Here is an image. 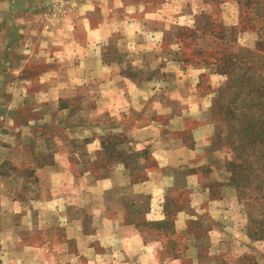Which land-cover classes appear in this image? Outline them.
<instances>
[{"label": "rangeland", "instance_id": "374dc122", "mask_svg": "<svg viewBox=\"0 0 264 264\" xmlns=\"http://www.w3.org/2000/svg\"><path fill=\"white\" fill-rule=\"evenodd\" d=\"M17 1L15 13L12 0H0V197L8 199L0 204V264L17 260L16 253H9L13 247L29 241L37 245L46 234L50 248L60 240L56 233L61 227L54 221L37 235V218L31 229L36 236L28 237L24 203L65 195L67 201L59 203L57 211L88 215L95 207L72 202L98 196L101 186L96 184L104 177L114 182L107 195L111 204L120 198L136 200L135 207L123 206L138 219L136 226L170 247L176 241L168 255L177 254L178 264H194L190 253L198 244L193 235L208 227L195 220L189 234L177 235L174 217L181 210L202 215V208L185 206L186 192L176 189L168 205H150V194H135L121 183L127 175L131 181L148 178L180 137L187 142L199 139L202 103L204 117L214 124L205 151L209 165L225 182L240 183V197L234 187L240 212L247 218L246 231L249 236L256 233L250 237L254 245L228 238L229 247L249 246L252 251L234 254L236 250L229 249L222 264H264V197L257 188L260 181L264 184V163L255 165L258 178L249 182L230 170L240 137L232 124L240 125L246 117L240 113L232 120L234 115L227 113L235 104L246 103L242 96L234 99L240 87L260 88L254 97L264 101V0H170L167 7L136 10L133 20L142 24L140 37L131 29L110 32L99 51L101 64L110 68L102 66L94 77H87V66L72 60L71 45L62 62L54 57L56 46H44L60 34L84 0H31L24 4L25 13L24 2ZM79 37L94 39L85 31ZM27 39L39 40L40 46L23 66V52L15 46ZM248 68L250 83L235 79ZM72 70L82 81L70 84L65 99L56 101L43 92L59 80L56 71L65 77ZM120 101L125 106H118ZM26 120L35 122L23 126ZM226 129L231 134L225 140ZM38 167L46 169L42 177ZM162 214L166 220L160 219ZM67 247H73L70 241Z\"/></svg>", "mask_w": 264, "mask_h": 264}, {"label": "crops", "instance_id": "0c3cea01", "mask_svg": "<svg viewBox=\"0 0 264 264\" xmlns=\"http://www.w3.org/2000/svg\"><path fill=\"white\" fill-rule=\"evenodd\" d=\"M12 1L14 2L13 11L16 13V9L19 7L17 6L18 1ZM27 1L29 3L31 0H21L24 2L22 4L23 13L28 8V5L27 7L24 5L28 4ZM169 1L136 0L130 4L128 0H84L71 20L62 29H59L62 35L57 34L47 39L44 41V46H56L58 51L54 53V57L62 62L66 60V48L71 45L72 60L87 66L90 70L87 71V77L90 75L94 77L96 70L102 66L110 68L101 64L103 58L99 53L110 32L122 29L123 32H126L131 29L136 38L140 37L141 34L138 32L142 31V24L133 20L135 14L138 16L136 10L141 11L145 7H155V5L160 6L161 4L163 7H167ZM83 31L87 37L90 34L94 35V39L79 37ZM23 41L22 45L15 46V50H22L21 53H23L20 57H22L21 61L24 66L35 55L34 51L40 46V43L39 40L32 41L31 39ZM73 70L65 77L59 75L60 71H56L55 75L59 80L42 91L50 93V98L56 101L65 99L66 94L71 92V89H68L70 84L82 81L81 75ZM118 106H125V101H120ZM203 109L202 103L199 139L187 142L183 137H180L181 139L176 141L169 151L165 152L164 160L158 159V167L148 172V178L131 181L127 175L126 180L121 184L130 188L135 194H150V205H155L158 202L157 204L161 207L168 205L173 190L185 191L187 194L185 206L195 210L202 208V215H195L194 212L191 213L187 210L179 211L174 217L176 234H189L192 223L195 220L202 221L208 229L203 234L193 235V240L196 242L195 244H198V247H194L193 254L190 253L192 260L194 264H222V255L228 252L227 250L235 249L236 253L234 254L245 253L248 250L251 252L252 248L249 246L240 245L244 243L254 245L255 243L246 231L247 218L243 211L240 212L241 207L236 195L237 189L218 177L212 169V165H209L208 153L205 154V151L208 150V145L214 135V124L204 117ZM32 122L34 123L35 120H26L22 124L27 126ZM44 171H46L45 168L38 167L40 177ZM112 182L113 179L104 177L96 184L101 186L97 190L98 196L93 198L78 197L72 202L75 205L95 207L88 215H72L66 210L63 211L62 208L57 211L58 204L67 201L64 198L65 195L55 194L53 197H39L24 203L28 207V210L24 212L25 217H28V234L30 235L28 237L36 236V233L32 234L34 231L31 229L34 228L33 223L37 218V235L44 234L48 224L54 221L61 227V231L56 233L60 240L50 248L46 234L45 240L37 245L35 243L32 245L29 241L26 245L8 248L9 253L18 255L17 260L11 261L9 264H178L177 254L176 256L168 255L172 244H176V241H172L170 247V243L157 240L158 235L142 232L135 224L138 219H133L134 216L124 210L123 206L128 203L126 198H120V201L111 204L107 195L112 189ZM6 200L8 199L0 197V204H5ZM130 204H134L135 207L138 203L134 200ZM234 210L239 214L232 215ZM230 214L232 217H229ZM160 219L166 220V216L162 214ZM231 237L240 244L237 249L234 246L229 247L228 238ZM68 241L73 245L71 250L67 247ZM176 248L178 252L180 247ZM189 252L191 251L186 250V253L189 254ZM26 253L32 254V257H26Z\"/></svg>", "mask_w": 264, "mask_h": 264}, {"label": "trees", "instance_id": "16d2710c", "mask_svg": "<svg viewBox=\"0 0 264 264\" xmlns=\"http://www.w3.org/2000/svg\"><path fill=\"white\" fill-rule=\"evenodd\" d=\"M252 73L250 68L248 70L239 73L235 79L238 81H243L250 83L252 80ZM234 79V78H233ZM239 87V86H238ZM261 87V86H259ZM246 88L247 90L243 91L242 89ZM253 89V90H250ZM258 87H240V90L235 94L234 99L243 97V104L237 103L234 107L228 110V114L234 115L231 119L239 118V114H245V120L240 125H237L236 122L232 124V129L234 132H239V143L236 145L235 150L236 154L233 160L230 162V170L238 174V178L243 177V179L251 180L254 176L258 178V173L255 171V165L263 166L264 163V101H261L260 98L254 97L255 92L258 91ZM247 93V95H245ZM243 94L245 96H243ZM230 129L225 130V140L230 136ZM221 140V139H220ZM249 145V146H247ZM238 159V162H237ZM240 160V161H239ZM239 174L241 176H239ZM236 177V179H238ZM234 179V178H232ZM260 181V180H259ZM238 190V196L240 197V183L234 182ZM257 188L262 190L261 197H264V184L260 181V184L257 185ZM256 233L252 232L251 236Z\"/></svg>", "mask_w": 264, "mask_h": 264}]
</instances>
